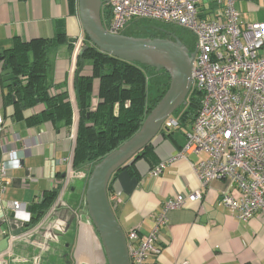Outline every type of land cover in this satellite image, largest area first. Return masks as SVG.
I'll return each mask as SVG.
<instances>
[{
  "label": "crops",
  "instance_id": "obj_1",
  "mask_svg": "<svg viewBox=\"0 0 264 264\" xmlns=\"http://www.w3.org/2000/svg\"><path fill=\"white\" fill-rule=\"evenodd\" d=\"M235 8L243 24L264 22V0H238ZM221 12V7L209 0H197L198 18L215 20ZM58 31L65 32L67 44L52 49L49 55V81L69 88L76 64L68 40L83 34L78 0H0V54L17 43L50 40ZM89 74V67H83L82 75ZM7 79L0 60V165L6 168L0 199V253L8 249L9 236H14L7 264H106L90 220L83 213L85 222L78 226L73 215L85 202V181L74 180L60 199L57 196L48 214L35 225L29 223L41 194L60 187L72 159L74 139L64 127L26 120L42 112L40 104L17 115L14 103L5 98ZM164 133L152 140L148 160L135 163L136 177L124 170L108 184V197H116L112 209L124 236L131 230L140 238L146 236L168 199L199 191L200 201L187 202L166 214L159 227L156 264H264V217L236 219L220 198L225 191L237 198V189L224 179L202 188L192 165L205 156L177 157L185 132L177 128ZM159 164L165 166L154 175ZM28 177L35 180L28 182ZM14 202L23 204L28 222L13 216Z\"/></svg>",
  "mask_w": 264,
  "mask_h": 264
},
{
  "label": "built area",
  "instance_id": "obj_2",
  "mask_svg": "<svg viewBox=\"0 0 264 264\" xmlns=\"http://www.w3.org/2000/svg\"><path fill=\"white\" fill-rule=\"evenodd\" d=\"M209 1L222 10L215 20L198 18L197 0H104L102 5L111 12L105 29L121 35L132 20L147 19L191 34L194 47L189 93L201 95L199 108L189 130L181 127L172 114L164 121L161 132L183 129L185 143L177 157L204 155L205 159L192 165L200 186L207 188L214 180H227L237 189L238 197L225 191L220 202L236 219L247 221L257 215L264 217V22L241 23L235 8L238 0ZM87 43L82 34L72 44L75 64ZM68 89L72 98V85ZM1 123L0 117V132ZM75 130L76 123L71 128L74 140ZM13 137L18 141L16 135ZM164 166L159 164L154 175ZM5 170L0 165V199L5 190ZM87 172L73 169L70 162L60 182L59 199L74 180H83ZM34 180L27 178L28 182ZM113 195L108 197L109 202H114ZM201 198L199 191L170 198L146 236L140 238L135 230L128 231L125 241L129 264H156L160 254L159 227L165 223L166 214ZM12 210L14 217L29 221L23 204L14 202ZM14 240L9 236L8 249L0 253V264H7Z\"/></svg>",
  "mask_w": 264,
  "mask_h": 264
},
{
  "label": "trees",
  "instance_id": "obj_3",
  "mask_svg": "<svg viewBox=\"0 0 264 264\" xmlns=\"http://www.w3.org/2000/svg\"><path fill=\"white\" fill-rule=\"evenodd\" d=\"M110 17V9L103 4L100 18L104 28H107ZM163 26L165 25L156 21L135 19L127 25L121 35L144 38L142 34H148L151 39H167L161 33ZM178 39L188 55H191L194 47L191 34L181 30ZM64 44H67L65 32L58 31L50 40L38 39L29 43H17L14 48L3 51L0 56L8 76L5 98L14 103L17 115L24 109L42 105L43 110L39 115L26 120L50 122L54 127H64L66 130H71L73 126L75 111L76 130L71 166L76 170L90 165L87 176L83 179L86 183L93 166L140 129L145 117L165 94L169 77L162 70L157 71L101 53L87 43L89 48L82 58L83 67L88 66L90 74L82 75V71L77 74V57L71 98L66 84L55 86L49 81V55L52 49ZM71 46L72 44H69L70 50ZM200 97L199 93L188 94L184 104L188 110L179 122L181 127H186L183 125L185 120L192 124L199 108ZM181 109L182 106L173 115ZM160 134L165 135L164 132ZM152 151L151 142L133 161L117 170L109 184L120 171L125 170L131 177H136L135 163L139 160L147 161ZM58 190L59 187H55L41 194L34 204V217L30 218L29 223L35 225L46 214L55 202ZM110 205L113 207V201ZM80 206L85 210L84 200Z\"/></svg>",
  "mask_w": 264,
  "mask_h": 264
},
{
  "label": "water",
  "instance_id": "obj_4",
  "mask_svg": "<svg viewBox=\"0 0 264 264\" xmlns=\"http://www.w3.org/2000/svg\"><path fill=\"white\" fill-rule=\"evenodd\" d=\"M101 6V0H78L81 28L88 44L101 53L120 60L162 70L169 77L165 94L145 117L140 129L95 164L86 182L85 207L100 240L106 263L129 264L125 236L109 202L108 184L117 170L133 161L160 134L164 121L185 104L191 87L190 69L193 57L175 39L139 38L108 33L101 22ZM75 41L72 38L68 43L73 44ZM88 48L85 45L79 52L77 74L83 69L82 57Z\"/></svg>",
  "mask_w": 264,
  "mask_h": 264
},
{
  "label": "flooded vegetation",
  "instance_id": "obj_5",
  "mask_svg": "<svg viewBox=\"0 0 264 264\" xmlns=\"http://www.w3.org/2000/svg\"><path fill=\"white\" fill-rule=\"evenodd\" d=\"M178 29L177 28H175V27H172V28H167L166 26H163V28L161 29V33H162V35H164L166 38H169L170 40H173V39H175V40H177V41H179V39H178V37H179V31H177ZM86 209V208H85ZM73 211V210H72ZM76 213V212H75ZM83 213H84V215L86 216V220H87V218H88V215H87V211L86 210H83V209H81V211L79 212V215H75L74 213H73V215H74V218L76 219V223L78 224V226H82V222L84 223L85 222V220H84V218H83ZM89 219V218H88ZM97 237H98V235H97ZM98 240H99V238H98ZM99 243H100V240H99ZM100 246H101V243H100ZM101 249H102V246H101ZM102 251H103V249H102ZM103 254H104V252H103ZM104 257H105V255H104ZM38 258V257H37ZM41 261V259H40V257L38 258V262H40ZM105 263H106V258H105ZM63 264H65V262L63 263ZM107 264V263H106Z\"/></svg>",
  "mask_w": 264,
  "mask_h": 264
},
{
  "label": "rangeland",
  "instance_id": "obj_6",
  "mask_svg": "<svg viewBox=\"0 0 264 264\" xmlns=\"http://www.w3.org/2000/svg\"><path fill=\"white\" fill-rule=\"evenodd\" d=\"M165 26H166L167 28H172V27H173V26H168V25H165ZM175 28H177V27H175ZM177 29H178L177 31H180V32H181V30H182V31L188 33L187 31H185V30H183V29H181V28H177ZM188 34H189V33H188ZM142 36H143L144 38H150V37H151V36L148 35V34H142ZM167 39H169V38H167ZM191 55H192V54H191ZM71 85H72V81L69 82V86H71ZM187 110H188V109H187V106L184 105V106H182V109L179 110L178 113L175 114V116L177 117V119H178L179 122L182 120L181 118H182L184 112H186ZM183 125H185L186 128L190 127V121H189V120H185V122H184ZM154 139H155V138H154ZM89 169H90V165H89V166H86V167H82V168H80V169H76V170L85 173V171L87 172Z\"/></svg>",
  "mask_w": 264,
  "mask_h": 264
},
{
  "label": "bare ground",
  "instance_id": "obj_7",
  "mask_svg": "<svg viewBox=\"0 0 264 264\" xmlns=\"http://www.w3.org/2000/svg\"><path fill=\"white\" fill-rule=\"evenodd\" d=\"M179 160V159H178ZM176 162V161H175Z\"/></svg>",
  "mask_w": 264,
  "mask_h": 264
}]
</instances>
